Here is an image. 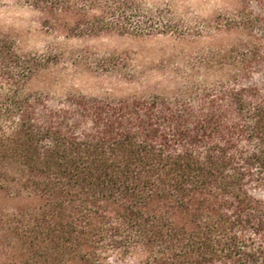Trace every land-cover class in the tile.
<instances>
[{
    "label": "trees",
    "instance_id": "trees-1",
    "mask_svg": "<svg viewBox=\"0 0 264 264\" xmlns=\"http://www.w3.org/2000/svg\"><path fill=\"white\" fill-rule=\"evenodd\" d=\"M24 3L67 39L198 36L169 1ZM249 3L264 0L203 25L242 36L232 60L192 65L205 78L173 95L50 100L29 89L47 59L0 33V190L18 201L0 214V264H264V34Z\"/></svg>",
    "mask_w": 264,
    "mask_h": 264
},
{
    "label": "rangeland",
    "instance_id": "rangeland-1",
    "mask_svg": "<svg viewBox=\"0 0 264 264\" xmlns=\"http://www.w3.org/2000/svg\"><path fill=\"white\" fill-rule=\"evenodd\" d=\"M150 1L171 2L176 12L172 14L175 20L182 28H193V34L198 36L182 41L163 36L121 35L67 39L61 32L47 29L41 15L35 18L40 25L35 32L29 28L0 33L14 40L21 52L47 59L45 67L31 80L29 89L50 100H61L69 95L112 101L155 93L173 95L187 82L199 83L198 80L205 78L204 71L191 73L192 65L209 60V67L212 66L219 60L212 59L213 55L220 50L226 51L222 59L229 62L234 55L232 52L225 55L227 51L241 45L242 36L238 33H226L213 40L202 30L208 22H223L243 14L244 0ZM248 7L261 17V23L253 29L255 36L260 38L264 34V5L257 7L249 3ZM242 51L238 49L235 54ZM260 70L262 72L254 74L255 81L264 84V65ZM218 76L213 72L209 82ZM17 204L18 201L10 200L6 192L0 190V214Z\"/></svg>",
    "mask_w": 264,
    "mask_h": 264
},
{
    "label": "clouds",
    "instance_id": "clouds-1",
    "mask_svg": "<svg viewBox=\"0 0 264 264\" xmlns=\"http://www.w3.org/2000/svg\"><path fill=\"white\" fill-rule=\"evenodd\" d=\"M40 15L39 10L24 3V0H0V31H22L31 28L35 32L40 26L35 18Z\"/></svg>",
    "mask_w": 264,
    "mask_h": 264
}]
</instances>
